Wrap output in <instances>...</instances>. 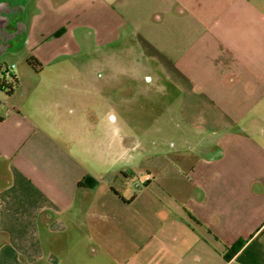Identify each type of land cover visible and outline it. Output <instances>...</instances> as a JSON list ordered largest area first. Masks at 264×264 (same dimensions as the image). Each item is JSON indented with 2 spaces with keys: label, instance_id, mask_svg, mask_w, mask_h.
Listing matches in <instances>:
<instances>
[{
  "label": "crops",
  "instance_id": "0c3cea01",
  "mask_svg": "<svg viewBox=\"0 0 264 264\" xmlns=\"http://www.w3.org/2000/svg\"><path fill=\"white\" fill-rule=\"evenodd\" d=\"M0 13L27 50L0 93V264H264V0Z\"/></svg>",
  "mask_w": 264,
  "mask_h": 264
},
{
  "label": "rangeland",
  "instance_id": "374dc122",
  "mask_svg": "<svg viewBox=\"0 0 264 264\" xmlns=\"http://www.w3.org/2000/svg\"><path fill=\"white\" fill-rule=\"evenodd\" d=\"M1 14L2 13H0V15ZM13 20H15V19L13 18ZM11 24H14V23H11ZM13 26L14 25H12V26L11 25H8L5 28H2V27L0 28V34L1 35H3L4 33H7L6 34L7 37H5V42L8 43L7 44L8 45L7 46V49L8 50H6L5 54L0 55V61H1V64H2V66H1L2 67V71H0V77L3 78V79L5 78L4 77V74H5V71H7V70L8 71H12L13 74H17L19 76H22L25 73V70H24L25 69V65L24 64L26 63V61H24V58L27 56V50H26V47L24 46V43L21 46V43L22 42L21 41H18V39L16 40V37L15 36H13V35L11 36L10 35V33L13 34V32H14L13 31V29H14ZM2 42H3V40H1L0 44ZM30 57H33V56H30L29 55L28 56V59ZM28 59H27V61H28ZM8 79L12 80V77H10ZM0 93L1 94H7L5 90L0 91ZM136 106H137V103H136ZM137 114L138 113L136 112L135 113V115H136L135 118L136 119H137V116H138ZM154 120H155L154 119V115L151 114V121H152L151 123H152V125L155 123V126H157V122H154ZM158 133H159V131H158L157 127L156 128L151 127L148 130V135L145 136V138H146V140H148L147 138H150V140H152V141L153 140L157 141L158 140V137H159ZM167 149H168V152L166 153L167 154L166 155V158H167V168L172 167V165L174 167L177 163H179V157L174 152L175 151L174 150L175 148L173 149V147L172 146H169V144L167 146ZM161 150H160V147H158L157 145H155L154 142H152V144H151V151L152 152L159 153V152H161ZM155 153H153V154H155ZM156 162H158V159L154 160L151 163V165L154 164V163H156ZM188 163L189 162H187V164ZM152 168H153V166H152ZM135 169L137 171V168H135ZM131 183L133 184V186H135L136 184H143V182L141 181V178L140 177H135L132 180ZM135 259H136V261L139 262V264H142V256L141 255L140 256H136Z\"/></svg>",
  "mask_w": 264,
  "mask_h": 264
},
{
  "label": "trees",
  "instance_id": "16d2710c",
  "mask_svg": "<svg viewBox=\"0 0 264 264\" xmlns=\"http://www.w3.org/2000/svg\"><path fill=\"white\" fill-rule=\"evenodd\" d=\"M56 34H59V32ZM28 63L36 70H39L41 67V63L35 57H30L28 59ZM17 83H18V80L15 76H13L11 82H6L3 80V78L0 77V89L5 90L8 95L13 93L14 87L17 85ZM95 183L96 181H94L93 178L85 177L84 180L80 181L78 185L83 186V187H92L95 185ZM243 243L244 242L240 241V242L235 243L233 246H231L226 252L225 257L227 259H230L242 247Z\"/></svg>",
  "mask_w": 264,
  "mask_h": 264
}]
</instances>
